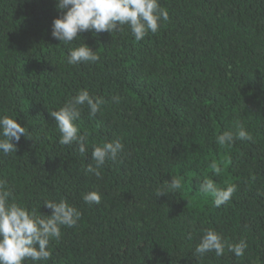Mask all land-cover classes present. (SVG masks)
Here are the masks:
<instances>
[{"label": "trees", "instance_id": "1", "mask_svg": "<svg viewBox=\"0 0 264 264\" xmlns=\"http://www.w3.org/2000/svg\"><path fill=\"white\" fill-rule=\"evenodd\" d=\"M159 3L168 19L140 41L122 26L67 44L51 35L63 12L57 0H0V115L17 114L29 136L12 141L15 153H0V179L37 214L50 215L43 202L61 199L82 213L37 264H264V0ZM83 41L99 61L67 64ZM80 89L105 100L95 116L81 106L84 156L75 142L59 143L49 114ZM237 120L252 139L219 145ZM116 139L117 159L99 177L87 173L92 145ZM171 178L181 188L157 196ZM206 178L237 185L228 203L217 208L201 193ZM90 191L99 204L84 202ZM206 229L244 240V255L226 248L195 258Z\"/></svg>", "mask_w": 264, "mask_h": 264}, {"label": "clouds", "instance_id": "2", "mask_svg": "<svg viewBox=\"0 0 264 264\" xmlns=\"http://www.w3.org/2000/svg\"><path fill=\"white\" fill-rule=\"evenodd\" d=\"M56 7L63 10L62 14L53 19L51 35L61 43L70 44L81 37L79 33L88 31L93 33L123 31L127 26L136 41L144 39L148 32L156 33L160 28V21H166V9L160 6L159 0H57ZM100 59L96 50H93L84 41L79 46L72 47L66 62L69 65L81 63H95ZM113 101L120 102V97H113ZM105 103L104 98L91 96L87 89H80L76 95L69 98L58 110L49 114L54 118L59 131V143L70 146L74 142L78 152L84 156L88 152V141L85 134H81L76 121L81 117V106L87 105L89 115L95 116ZM17 114L13 117L8 114L0 115V153L7 155L15 153L16 144L21 136H28V130L17 122ZM235 131H224L217 135L216 142L221 145H231L235 139L251 140V135L243 124L234 121ZM123 150L120 139L105 141L92 145L91 159L95 166L89 164L87 173L97 177L100 169L107 160L115 161ZM212 169L218 174L221 169L213 163ZM181 188V180L171 178L164 188H158L156 195L169 194V190ZM236 184H227L218 187L212 178H206L200 185L203 194L213 197V205L220 207L230 201L236 191ZM82 199L87 204H99L101 195L97 191L83 194ZM43 204L51 209L50 215H44L37 208L29 209L17 202L7 182L0 179V264H23L30 259L33 264L47 261L52 253L49 244L52 240L61 237V226L74 227L81 218V211L61 199L59 202L45 200ZM191 239V233L188 234ZM247 243L244 240L232 243L225 240L214 229H206L200 242L195 247L196 257L214 252L217 257L222 256L225 249L236 257L244 255Z\"/></svg>", "mask_w": 264, "mask_h": 264}]
</instances>
